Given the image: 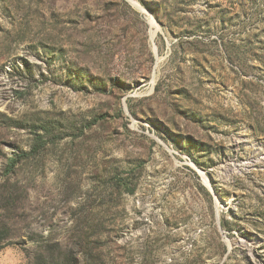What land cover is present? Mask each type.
<instances>
[{"label": "rangeland", "instance_id": "rangeland-1", "mask_svg": "<svg viewBox=\"0 0 264 264\" xmlns=\"http://www.w3.org/2000/svg\"><path fill=\"white\" fill-rule=\"evenodd\" d=\"M135 1L0 0V264H264V0Z\"/></svg>", "mask_w": 264, "mask_h": 264}, {"label": "trees", "instance_id": "trees-1", "mask_svg": "<svg viewBox=\"0 0 264 264\" xmlns=\"http://www.w3.org/2000/svg\"><path fill=\"white\" fill-rule=\"evenodd\" d=\"M40 143H41V142H40ZM40 143H39L38 146H40ZM27 156H28L27 153H23V154L18 155V156L15 157V158L10 159L9 164H8V167H9L8 171H11V170L13 169V167L15 166V164H16L20 159L25 158V157H27ZM126 186H127V185H126Z\"/></svg>", "mask_w": 264, "mask_h": 264}, {"label": "bare ground", "instance_id": "bare-ground-1", "mask_svg": "<svg viewBox=\"0 0 264 264\" xmlns=\"http://www.w3.org/2000/svg\"><path fill=\"white\" fill-rule=\"evenodd\" d=\"M133 6H135L140 11H144L143 8L135 1V0H128Z\"/></svg>", "mask_w": 264, "mask_h": 264}]
</instances>
